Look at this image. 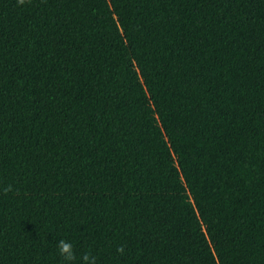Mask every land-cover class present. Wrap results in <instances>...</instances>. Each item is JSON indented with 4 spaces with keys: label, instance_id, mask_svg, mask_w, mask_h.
I'll use <instances>...</instances> for the list:
<instances>
[{
    "label": "trees",
    "instance_id": "obj_1",
    "mask_svg": "<svg viewBox=\"0 0 264 264\" xmlns=\"http://www.w3.org/2000/svg\"><path fill=\"white\" fill-rule=\"evenodd\" d=\"M60 239L264 264V0H0V264Z\"/></svg>",
    "mask_w": 264,
    "mask_h": 264
},
{
    "label": "clouds",
    "instance_id": "obj_2",
    "mask_svg": "<svg viewBox=\"0 0 264 264\" xmlns=\"http://www.w3.org/2000/svg\"><path fill=\"white\" fill-rule=\"evenodd\" d=\"M30 2V0H27ZM26 3V0H17L18 6H22ZM13 190V186L11 184L7 185L3 188V193L6 195L7 193ZM59 255L63 258L64 264H72L75 260V251L74 246L70 241H66L64 239H60L59 243L56 245ZM117 251L121 254H124V246L122 245L117 249ZM82 264H97L96 257L93 256L90 252L85 253L81 257Z\"/></svg>",
    "mask_w": 264,
    "mask_h": 264
}]
</instances>
